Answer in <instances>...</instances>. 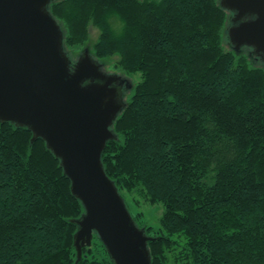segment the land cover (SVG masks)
<instances>
[{"label":"trees","instance_id":"obj_1","mask_svg":"<svg viewBox=\"0 0 264 264\" xmlns=\"http://www.w3.org/2000/svg\"><path fill=\"white\" fill-rule=\"evenodd\" d=\"M220 1L49 5L72 62L89 48L124 79L102 162L152 236L151 264H264V60L233 44ZM33 135L0 120V264H115L97 232L79 258L85 206ZM141 201L163 206L157 224L134 210Z\"/></svg>","mask_w":264,"mask_h":264},{"label":"water","instance_id":"obj_2","mask_svg":"<svg viewBox=\"0 0 264 264\" xmlns=\"http://www.w3.org/2000/svg\"><path fill=\"white\" fill-rule=\"evenodd\" d=\"M52 0H0V120L28 126L61 159L85 212L75 219L79 258L97 232L115 264H151L148 241L107 174L102 153L125 105L124 79L86 48L75 61L49 10ZM235 11L228 35L264 60V0H221ZM251 16L250 18H245Z\"/></svg>","mask_w":264,"mask_h":264},{"label":"rangeland","instance_id":"obj_3","mask_svg":"<svg viewBox=\"0 0 264 264\" xmlns=\"http://www.w3.org/2000/svg\"><path fill=\"white\" fill-rule=\"evenodd\" d=\"M99 31L98 29L92 27L91 35L89 39V43L93 42L98 35ZM228 46H230V43L228 42ZM231 47V46H230ZM134 210H138L143 213V219L148 221L151 224H157L158 219L163 211V206L161 204H151V203H144L141 201L139 205L134 204L133 205Z\"/></svg>","mask_w":264,"mask_h":264},{"label":"flooded vegetation","instance_id":"obj_4","mask_svg":"<svg viewBox=\"0 0 264 264\" xmlns=\"http://www.w3.org/2000/svg\"><path fill=\"white\" fill-rule=\"evenodd\" d=\"M231 10V9H230ZM231 14H232V16H231V23L229 24V27H228V31H229V29H230V27L231 26H233L234 24H237L238 23V21H235L234 20V17H235V11H233V10H231ZM251 16H246L245 18H250ZM234 44V43H233ZM247 46V47H246ZM253 48V46H251V45H247V44H244V45H242L241 47H239V48ZM253 51H254V49H253ZM73 64L75 63V62H72ZM123 85V84H122Z\"/></svg>","mask_w":264,"mask_h":264}]
</instances>
